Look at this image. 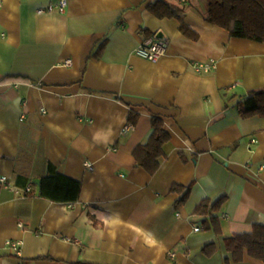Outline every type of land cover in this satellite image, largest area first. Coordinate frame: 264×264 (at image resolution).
I'll list each match as a JSON object with an SVG mask.
<instances>
[{
	"label": "crops",
	"instance_id": "crops-1",
	"mask_svg": "<svg viewBox=\"0 0 264 264\" xmlns=\"http://www.w3.org/2000/svg\"><path fill=\"white\" fill-rule=\"evenodd\" d=\"M59 1L0 0V176L31 185L0 189V264H264L246 250L233 262L224 242L264 229V117L237 107L264 91V43L208 23L206 0H165L176 16L164 19L155 0L37 12ZM150 36L166 42L155 62L135 53ZM152 117L169 143L151 176L132 151ZM47 164L80 183L76 201L38 196ZM221 198L217 228L194 231L196 206Z\"/></svg>",
	"mask_w": 264,
	"mask_h": 264
},
{
	"label": "trees",
	"instance_id": "trees-1",
	"mask_svg": "<svg viewBox=\"0 0 264 264\" xmlns=\"http://www.w3.org/2000/svg\"><path fill=\"white\" fill-rule=\"evenodd\" d=\"M148 10L158 19L174 18L176 12L165 2L155 0L148 5ZM205 20L228 31L230 37L243 38L259 43H264V0H206ZM188 37L195 38L196 34L190 32L181 25ZM234 99L230 96L228 100ZM239 114L243 118L253 116L264 117V91H252L246 96L237 100ZM128 123L134 126L137 115L130 111ZM169 143V134L164 129L163 121L160 118H151V132L147 141L137 145L132 156L135 166L142 168L149 175L157 172L160 161L165 158L166 145ZM45 174L38 181V196L53 202H74L77 200L80 183L70 178L57 174L52 165H45ZM19 179V177H18ZM185 193L177 202L182 204L187 195L188 189L174 185L171 191ZM224 199L211 203L203 200L196 206L193 214L201 218L199 230H212L217 228L219 223L216 212L220 209ZM227 252L231 253L235 263L243 259V250L257 260H264V229L255 225L249 234H236L224 240ZM213 245L205 246L203 251L207 254L213 251Z\"/></svg>",
	"mask_w": 264,
	"mask_h": 264
},
{
	"label": "built area",
	"instance_id": "built-area-1",
	"mask_svg": "<svg viewBox=\"0 0 264 264\" xmlns=\"http://www.w3.org/2000/svg\"><path fill=\"white\" fill-rule=\"evenodd\" d=\"M66 6V2L64 0H60L56 6L49 5L46 8L38 9L39 14L43 13H50L55 8L62 12ZM166 51V42L162 39H158L156 37H148L145 38L135 49L136 55L139 57H142L144 59H147L149 61L155 62L158 59H160ZM193 68L197 72H208L213 68L212 64L208 63H200L195 62L193 63ZM0 189H8L12 191L14 194H18V196L24 197L28 195L31 192V185H26L24 188H20L13 184L9 178L5 176H0ZM194 231H198L199 228L197 225H193ZM6 245L11 247L14 251H17L18 246L20 245L19 242H13V241H7ZM171 258H173L175 255L170 254Z\"/></svg>",
	"mask_w": 264,
	"mask_h": 264
},
{
	"label": "water",
	"instance_id": "water-1",
	"mask_svg": "<svg viewBox=\"0 0 264 264\" xmlns=\"http://www.w3.org/2000/svg\"><path fill=\"white\" fill-rule=\"evenodd\" d=\"M156 38L160 39L158 36H156Z\"/></svg>",
	"mask_w": 264,
	"mask_h": 264
}]
</instances>
